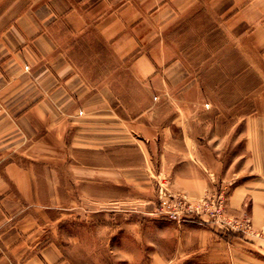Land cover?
I'll list each match as a JSON object with an SVG mask.
<instances>
[{
    "label": "crops",
    "instance_id": "obj_1",
    "mask_svg": "<svg viewBox=\"0 0 264 264\" xmlns=\"http://www.w3.org/2000/svg\"><path fill=\"white\" fill-rule=\"evenodd\" d=\"M200 3L220 17L229 37L242 39V28L264 34V0H0V264H75L56 242L58 216L71 210L56 198L57 164L76 161L61 154L64 147L105 148L111 156L138 148L147 163L158 144L161 172L191 198L209 186L206 164L232 162L214 150V136L201 140L196 124L178 117L157 123L163 111L153 105L132 113L122 101L130 96L115 84L117 72L102 62L108 52L110 63L127 64L130 80L148 87L149 100L182 95L148 85L184 81L183 64L163 53L167 29ZM173 109L176 116L182 111ZM257 125L262 133L264 125ZM253 144L262 147L261 134ZM257 153L253 161L262 162ZM246 184L230 196L234 211L253 196ZM254 193L252 216L264 225V191ZM171 228L172 236L160 235L169 249L159 247L156 264H264V237H223L214 226L195 223Z\"/></svg>",
    "mask_w": 264,
    "mask_h": 264
},
{
    "label": "rangeland",
    "instance_id": "obj_2",
    "mask_svg": "<svg viewBox=\"0 0 264 264\" xmlns=\"http://www.w3.org/2000/svg\"><path fill=\"white\" fill-rule=\"evenodd\" d=\"M207 9L208 3H200L167 29L163 53L183 64L184 81L165 88L148 85L151 91L182 95L149 100L144 95L148 87L130 80L127 64L110 63L108 52L101 53L102 62L117 72L115 84L130 96L122 101L132 113L153 105L163 111H157V123L178 117V123L196 124L201 140L214 136V150L230 155L232 162L206 164L212 172L209 186L191 198L161 172L157 156L163 149L158 144L149 151L154 161L147 163L141 162L138 148L111 156L105 148L96 153L64 147L61 154L76 161L57 164L62 177L56 180L61 186L56 198L71 210L58 216L56 242L75 264H156L159 247L169 249L160 235L172 236V224L212 225L223 237H264V225L256 223L251 210L254 192L264 191V130H254L260 122L264 125V34H247L242 28V39L229 37L220 17ZM82 69L90 73L88 67ZM98 69L103 75L106 68ZM177 106L182 111L176 116ZM255 134H261L262 147L254 146ZM255 150L262 162L253 161ZM115 158L119 163L112 162ZM126 158L128 164L122 161ZM239 183H247L253 196L247 195L234 211L229 199ZM172 214L179 218L170 219Z\"/></svg>",
    "mask_w": 264,
    "mask_h": 264
},
{
    "label": "built area",
    "instance_id": "obj_3",
    "mask_svg": "<svg viewBox=\"0 0 264 264\" xmlns=\"http://www.w3.org/2000/svg\"><path fill=\"white\" fill-rule=\"evenodd\" d=\"M179 217L177 216V215H175V214H172L171 216H170V219H178Z\"/></svg>",
    "mask_w": 264,
    "mask_h": 264
}]
</instances>
